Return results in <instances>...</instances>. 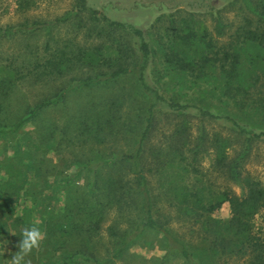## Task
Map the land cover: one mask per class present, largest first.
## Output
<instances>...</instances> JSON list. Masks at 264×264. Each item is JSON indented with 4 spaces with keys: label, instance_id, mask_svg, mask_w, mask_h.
Returning a JSON list of instances; mask_svg holds the SVG:
<instances>
[{
    "label": "trees",
    "instance_id": "1",
    "mask_svg": "<svg viewBox=\"0 0 264 264\" xmlns=\"http://www.w3.org/2000/svg\"><path fill=\"white\" fill-rule=\"evenodd\" d=\"M230 1L200 0L195 5L207 12L214 10L211 29L204 18L193 12L170 16L168 26L160 34L165 38L160 45L163 71H158L153 81L148 78L147 69L155 54L145 31L109 19L103 9L92 11L98 14L97 21L106 22L110 29L128 30L136 37L134 45L115 48L112 52L115 58L107 57L102 46L90 50L79 47L77 51L58 47L41 61L39 57L26 55L28 44H20L14 52L11 44L5 45L23 40L27 37H23L26 35L24 30L33 33V30L41 29L42 24L33 21L31 24L0 25V112L19 81L61 76L80 63L106 65L111 69L108 74L72 78L74 82L70 87H60L50 96L28 105L12 124L0 121V135L16 133L41 110L63 100L73 87L100 84L128 72L136 74L150 102L144 126L132 150L112 155L106 161L97 156L76 162L73 172L56 182L55 193L63 196V203H57L54 208L56 221L51 223L44 217L38 223L31 221L26 214L31 208L27 206L12 218L11 226L0 225V240L10 236L8 231L14 228L13 225L15 232L18 229L17 234L25 226L37 225L43 229L46 239L48 235L52 236L48 242L55 250L61 251L45 257L43 264H114L124 259L128 248L144 234L153 233L160 238L164 248L163 256L154 264H164L170 256L179 257L186 264H228L233 257L243 259L241 264H264V231H255L252 221L264 208V184L243 175V163L252 144L264 141V0H243L241 22L227 35L229 25L223 22L217 4ZM85 10L86 0H77L72 9L77 13ZM110 29L107 33L113 31ZM134 56L140 58V64L127 62ZM165 76L174 80L162 82ZM191 78H194L192 85L197 86L199 94H205L198 101L181 98V89L176 90L179 95L164 94L163 89L169 84L185 88ZM202 84L208 88L204 89ZM207 94L211 99L217 98L218 103L209 101ZM157 110L177 119L171 132L172 144L166 151L154 150L150 141ZM192 116L198 121H210L223 127L225 133L220 128L209 134L203 126H197L198 132L190 141L186 140L190 133L187 117ZM233 139L239 142L238 147ZM207 148L214 153L210 169L240 185L243 194H236L227 185L216 188L204 179V171L198 166V154ZM22 153L26 156L27 151ZM25 163L24 158L18 160L15 168L7 164L5 171L9 182H0V188L15 186L9 177L24 175L28 178ZM102 164L117 165L124 173L117 177L103 173ZM16 170L17 175L12 173ZM186 174H194V181L186 182ZM127 175L129 178H125ZM83 177H86L85 184L79 186L78 181ZM100 196L107 199L105 206L120 202L122 209L123 204L129 205L135 213L134 219L124 229H117L114 223L107 225L112 248L102 258L93 257L83 249L69 250L66 248L68 235L100 229L108 206L98 210L96 218L88 209L98 207ZM225 202L229 204L230 216L227 219L213 217ZM173 220L179 222L174 224Z\"/></svg>",
    "mask_w": 264,
    "mask_h": 264
},
{
    "label": "rangeland",
    "instance_id": "2",
    "mask_svg": "<svg viewBox=\"0 0 264 264\" xmlns=\"http://www.w3.org/2000/svg\"><path fill=\"white\" fill-rule=\"evenodd\" d=\"M76 1L0 0V25H16L26 22L31 24L33 21L42 24L41 29L33 30V33L24 30L26 35L23 37H27L23 40H15L16 44L15 41L7 42L5 46L11 44V50L14 52L20 44H28L26 55L39 57L41 61L58 47L77 51L79 47L90 50L93 47L102 46L103 53L107 57L114 56L112 52L115 48L125 46V44L134 45L136 37L128 30L110 29L106 22L97 21L98 14L92 11L103 9L109 19L132 24L145 31L155 54L147 69L148 78L153 81L156 73L163 71L160 45L165 38L160 37V34L168 26L171 15L177 17V15L187 14L186 12H193L205 19V24L209 29L214 26V10L207 12L196 7L195 5H198L200 0H86V10L79 13L72 11ZM217 9L220 11L223 22L229 25L227 26L229 29L227 35H229L241 22L243 0L219 2ZM108 29L113 31L107 33ZM127 62L131 65L134 63L138 65L141 60L134 56L133 60ZM110 71L111 69L106 65L91 64L88 66L80 63L69 68L61 76H44L38 81H19L1 109L0 121L12 124L28 105L41 97L50 96L60 87H70L74 82L72 78L99 73L108 74ZM165 80L173 81L174 79L165 76L162 82ZM193 82L194 78H191L185 88H175V85L171 83L166 88L163 87L164 94L166 96L179 95L176 90L181 89V98L198 101L199 97L205 94H199L200 90L192 85ZM201 86L204 89L208 88L206 84ZM206 96L209 101L218 103L217 98L211 99L208 94ZM204 101L205 99L200 103ZM149 103V98L143 91L136 74L128 72L115 78H109L100 84L73 87L63 100L52 103L41 110L34 120L26 122L16 133L0 135V182L2 184L9 182L5 171L6 165L10 164L15 168L18 160L21 161L24 158L26 162L24 171L28 175V178L24 175L9 177L13 179L12 183L15 186L4 185L0 188V225L11 226L12 218L21 214L27 206L31 208V211L26 213L31 221L41 222L42 217L51 223L56 221L54 208H57V203L59 205L63 203L62 194L55 193L56 182L72 173L76 168V162L97 156H102L106 161L112 155L132 150L144 126ZM216 105L213 104V106ZM187 120L190 133L186 140H191L198 132L197 126H203L209 134L220 128L221 132L225 133L223 127L210 121H198L194 116L187 117ZM176 121L173 115H168L162 110L156 111L154 126L150 134L154 150L159 148L166 151L170 148L171 132ZM233 143L236 144L235 147L239 146V142L234 139ZM208 147L211 146L208 145ZM25 150L27 151L26 156L22 153ZM213 154L211 148L198 154V166L204 171V179L209 180L216 188L227 185L236 194H243L244 190L240 185L225 179L222 173L213 171V168L210 169ZM101 168H103V173L109 172L114 177L124 173L117 165L109 167L102 164ZM12 173L17 175V170ZM244 174L264 184V141H255L252 144L243 163ZM125 178H129L128 175ZM85 179L86 177L80 178L78 185L84 186ZM185 180L189 183L194 181V174H186ZM99 182L102 183L101 179ZM17 191H19L18 196ZM7 199L9 202L4 203ZM106 200L100 196L98 207L95 210L88 208L96 218L98 210L108 206L106 211L104 210V219L100 222V229L71 233L66 238V248L71 251L83 249L93 257L106 256L107 251L112 248L106 231L107 225L114 223L117 229H124L135 217L129 205L123 204L122 209L120 202L105 206ZM229 216L230 209L227 202L213 213L215 218L227 219ZM252 221L255 231H264V208L254 216ZM177 222L179 221L173 220L174 224ZM13 227L10 231L15 229V225ZM9 235L11 237L3 239L8 241V244L6 241L0 244V264H9L6 259H10L11 255L18 250L16 244L20 237ZM50 239L52 236L48 235L47 239L41 242L40 247L34 249L26 258L31 261V264H43L45 257L61 252L55 250L53 244L48 242ZM163 253L164 248L160 238L153 233H146L128 248L124 259L117 260L114 264H154L163 256ZM242 260L233 257L229 259L228 264H241ZM164 264L186 263L179 257L170 256Z\"/></svg>",
    "mask_w": 264,
    "mask_h": 264
},
{
    "label": "clouds",
    "instance_id": "3",
    "mask_svg": "<svg viewBox=\"0 0 264 264\" xmlns=\"http://www.w3.org/2000/svg\"><path fill=\"white\" fill-rule=\"evenodd\" d=\"M8 231V230H7ZM10 234L19 235L20 239L16 244L15 251L10 259L9 264H31V261L26 259L33 252L34 249H38L42 240L45 238V233L37 225H29L23 227L19 234L14 230L8 231ZM6 240H0V244H3ZM8 244V241H6Z\"/></svg>",
    "mask_w": 264,
    "mask_h": 264
}]
</instances>
